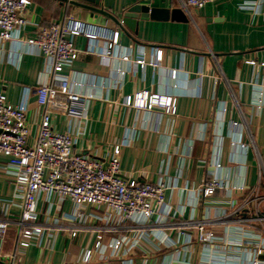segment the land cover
<instances>
[{
	"label": "crops",
	"instance_id": "0c3cea01",
	"mask_svg": "<svg viewBox=\"0 0 264 264\" xmlns=\"http://www.w3.org/2000/svg\"><path fill=\"white\" fill-rule=\"evenodd\" d=\"M30 1V25L20 33L24 41L34 36L36 26L66 19L82 30L67 37L78 53L63 74L80 84L85 118L76 122L54 114V127L72 132L76 151L83 155L106 160L119 146L125 180L168 186L169 220L154 228L164 234L157 239L131 223L113 229L103 209H79L68 200L60 206L50 194L38 203L44 233L22 248L15 175L0 157V223L7 224L0 237V264H212L196 231L180 225L202 220L209 210L213 215L232 212L251 189L264 188V70L248 64L264 61V0H216L188 11L186 0ZM137 4L180 8L189 21H139L131 30L122 17ZM113 40L116 45L109 50ZM140 59L144 66L137 63ZM49 71L48 61L25 42L0 46V94L18 105L30 92L33 138L43 114L35 92ZM138 94L172 98L176 111L128 105ZM211 183L227 189L206 197L205 186ZM236 187L246 190L236 193ZM79 211L85 214L82 220ZM225 228L214 230L223 234ZM121 238L126 244L113 251L111 244Z\"/></svg>",
	"mask_w": 264,
	"mask_h": 264
},
{
	"label": "built area",
	"instance_id": "2783aa9c",
	"mask_svg": "<svg viewBox=\"0 0 264 264\" xmlns=\"http://www.w3.org/2000/svg\"><path fill=\"white\" fill-rule=\"evenodd\" d=\"M215 1L186 0L183 7L185 11L202 9ZM31 4L30 0H0V46L15 40L21 44L25 42L48 61L50 68L49 79L35 92L37 104L43 109L35 138L29 112L30 92L18 105L11 104L4 94H0V157L8 160L15 175V197L22 217L18 223L21 230L19 245L29 248L32 241L44 233V226L39 224L38 203L50 194L56 196L60 206L68 200L79 209H103L105 219L113 229L131 223L134 228L151 230L157 239L164 237L154 228L165 226L169 220L168 186L160 182L125 180L121 176L119 146L112 149L106 160L83 155L76 151L72 132H60L54 127V114L65 115L76 122L85 118L87 104L78 91L80 84L63 74L78 53L75 41L67 37L82 30L73 20L66 19L50 26H36L34 36L24 41L20 33L30 25ZM114 45L115 40L109 44V50ZM137 63L144 66L146 61L140 59ZM248 64L264 70V61ZM128 105L147 111L159 108L167 114L176 111L175 100L159 95L138 94L129 98ZM260 179L264 180V163L260 164ZM218 189L227 188L219 183L207 184L204 195L208 197ZM245 190L244 187L233 188L236 193ZM263 209L264 188L259 185L248 192L234 211L213 215L209 210L202 220L180 226L184 229L190 226L196 231L197 240L211 252L212 264H247L246 259L249 264H264ZM157 215L161 216L156 224ZM77 217L82 220L85 214L79 211ZM233 223L235 225L231 226ZM217 225L226 226L223 234L214 230ZM6 227L7 224L0 223V237ZM125 244L121 238L110 248L119 252ZM231 254L237 258H231ZM91 257L92 253L88 252L85 262L88 263ZM148 263L145 260L143 264Z\"/></svg>",
	"mask_w": 264,
	"mask_h": 264
},
{
	"label": "water",
	"instance_id": "95a60500",
	"mask_svg": "<svg viewBox=\"0 0 264 264\" xmlns=\"http://www.w3.org/2000/svg\"><path fill=\"white\" fill-rule=\"evenodd\" d=\"M67 3H73V0H62ZM83 2H91L93 3L94 0H79ZM97 11V10H94ZM101 14L106 15V13L100 11ZM146 20H154V21H169L172 20L174 22L179 23H187L189 18L185 11L180 8L176 9H160V8H150L145 5H134L129 8L122 17V21L124 25L131 29L135 30L139 21H146ZM114 21L119 24V21L114 19Z\"/></svg>",
	"mask_w": 264,
	"mask_h": 264
}]
</instances>
